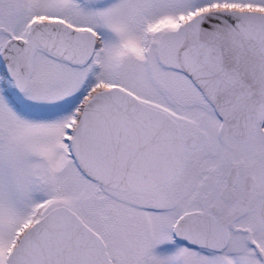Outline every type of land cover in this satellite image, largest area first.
Here are the masks:
<instances>
[{
  "label": "snow or ice",
  "instance_id": "6c2138e0",
  "mask_svg": "<svg viewBox=\"0 0 264 264\" xmlns=\"http://www.w3.org/2000/svg\"><path fill=\"white\" fill-rule=\"evenodd\" d=\"M0 264H264V0H0Z\"/></svg>",
  "mask_w": 264,
  "mask_h": 264
}]
</instances>
